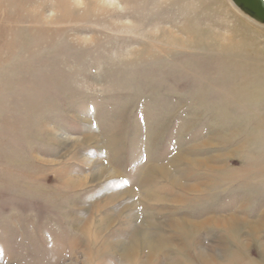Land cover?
Masks as SVG:
<instances>
[{
  "label": "rangeland",
  "instance_id": "374dc122",
  "mask_svg": "<svg viewBox=\"0 0 264 264\" xmlns=\"http://www.w3.org/2000/svg\"><path fill=\"white\" fill-rule=\"evenodd\" d=\"M142 221L177 246L110 245ZM205 256L264 264V27L229 0H0V264Z\"/></svg>",
  "mask_w": 264,
  "mask_h": 264
},
{
  "label": "bare ground",
  "instance_id": "6f19581e",
  "mask_svg": "<svg viewBox=\"0 0 264 264\" xmlns=\"http://www.w3.org/2000/svg\"><path fill=\"white\" fill-rule=\"evenodd\" d=\"M187 162L191 166H194V164H193L194 161L193 160H187ZM196 162H197V160H196ZM206 166H208V165H206ZM208 168H210V167H208ZM99 174H100L99 176L102 175L103 177L104 176H108V177H117L118 176L116 172H114L113 170L109 169L107 166L104 167ZM157 174L159 176H161L162 178L166 179L167 181L171 182L173 185L179 186V188H182V189L186 188V191H188V192H194L195 190H198V189H196L197 187H195L194 185H191V186L190 185H188V186L182 185V183H181L180 180H177L176 177H173V174H171V168L170 167L166 171L161 170V169H157ZM132 193H134V191L133 192L132 191H129V192L126 193V195H130ZM147 195L145 196V198H143V199L140 198V199H142V201H150L151 198H154L152 200L155 201V202H165V199H163V198H162L163 200L162 199H159L157 197V195H155V194H153V195L150 194L149 197ZM150 202L151 203H154L152 201H150ZM145 210H147V209H145ZM237 216L236 215H233V216L231 215L229 217V219H222L221 217H217V218H213V219L212 218H209V219H207V221H210V223L214 224V225H212V224L211 225L212 226H215V227H218L216 225V224H218L217 222H223V223H221L223 225V227L226 228V229L228 228L227 230H231L228 224L231 225V223L232 224L233 223H236V224L239 223V217H237ZM173 221L174 220H170L168 222L169 224L167 223L165 225L171 226L173 224ZM165 225H162V224H159V223H155V222H152V223H149L148 224L147 222H143L142 221V227L144 228V231L143 232H138V233L136 232L135 235H134V237L131 239V241L128 244L123 243V242H121V243L118 242V243H113V244H110V245L113 246L114 249H118V250L124 249V250H126V254L125 255L124 254H121V255H124L126 258H128V260H131L132 261V260H134V258H137L138 249H139L138 248V245H139L138 243H139V240H140V242L142 243V245H141L142 250H144L145 252H147L148 255L151 254L150 255V257H151L152 255H154L153 254V251H154V247H155L154 245L151 244L152 242H155V244H156V242H158L160 244L159 246H161V247H159V249H158L159 251H160V249H162V250L166 249L163 246H166L167 244L168 245L169 244H172L174 246H177L176 245V242L173 241V239H172V238H174L173 236H170L168 238L167 236H164L162 232L157 231L159 227H161V226L164 227ZM198 226H200V225H198L197 223L191 222L189 220H182V221L179 220V224L176 223V226L175 227H172L171 226V228H172V231H173V228H174L175 231H176V233H180L181 232L180 231L181 228H184V229H193V227L199 228ZM104 227H105V223H102L100 225V229L101 228H104ZM85 230L86 231H89L87 227L85 228ZM149 230L152 231V235H150L148 233ZM175 251L176 252L175 253L173 252L172 255H178V252L179 253L182 252L181 249H178V248H176ZM174 257L177 258V256H174ZM209 259H210L209 256H207V257L205 256V258H203V257H200L199 258V260L201 261L202 264H211V260H209ZM151 260L150 259H147V262H145V263L144 262H139L138 264H149ZM154 260H156V259H154ZM172 260L175 262V260L173 258H172Z\"/></svg>",
  "mask_w": 264,
  "mask_h": 264
},
{
  "label": "water",
  "instance_id": "95a60500",
  "mask_svg": "<svg viewBox=\"0 0 264 264\" xmlns=\"http://www.w3.org/2000/svg\"><path fill=\"white\" fill-rule=\"evenodd\" d=\"M245 17L264 27V0H229Z\"/></svg>",
  "mask_w": 264,
  "mask_h": 264
},
{
  "label": "crops",
  "instance_id": "0c3cea01",
  "mask_svg": "<svg viewBox=\"0 0 264 264\" xmlns=\"http://www.w3.org/2000/svg\"><path fill=\"white\" fill-rule=\"evenodd\" d=\"M214 217H219V216H214ZM214 217H211V218H214ZM221 217V216H220ZM207 219H209V218H207ZM206 220V219H205Z\"/></svg>",
  "mask_w": 264,
  "mask_h": 264
}]
</instances>
